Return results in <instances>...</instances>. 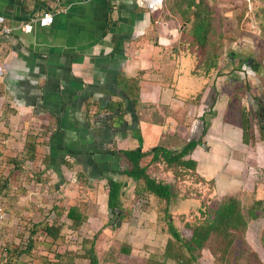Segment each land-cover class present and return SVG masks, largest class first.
Returning <instances> with one entry per match:
<instances>
[{"label": "crops", "instance_id": "1", "mask_svg": "<svg viewBox=\"0 0 264 264\" xmlns=\"http://www.w3.org/2000/svg\"><path fill=\"white\" fill-rule=\"evenodd\" d=\"M162 1V9L148 12L134 0H0V30H11L0 34V120L42 121L39 136L31 140L33 147L25 148V142L16 147L33 158L44 145L47 170H72L77 180L91 183L88 196L97 193L105 206V181L125 183L122 192L133 190V182L119 175L126 164L116 152L139 145L146 154L140 165L147 174L173 184L164 163L150 162V150L178 151L188 141L198 142L187 158L195 163V175L211 183L206 194L211 201L229 196L244 205L264 201V181L255 172L264 173V145L257 136L264 130V91L252 99L247 85L235 87L230 77L236 69L234 56L228 57V64L222 62L228 50L237 47L230 36L220 40L215 67L198 66L189 24L178 13L184 5ZM237 2L242 9L245 3L244 16L231 24L224 20L225 26L256 27L252 15L263 2ZM221 10L224 15L239 11ZM43 13L52 16L46 27L35 22ZM24 24H31L30 32L20 30ZM249 34L241 31L239 36L253 40ZM192 81H202L196 94L189 93ZM241 114L252 128L248 143L242 141ZM1 140V147L10 143L9 138ZM174 198L175 193L170 207ZM249 230L247 226L246 237ZM164 261L169 260L154 263Z\"/></svg>", "mask_w": 264, "mask_h": 264}, {"label": "rangeland", "instance_id": "2", "mask_svg": "<svg viewBox=\"0 0 264 264\" xmlns=\"http://www.w3.org/2000/svg\"><path fill=\"white\" fill-rule=\"evenodd\" d=\"M257 1L264 4V0ZM206 2L217 11L222 24L224 20L229 24L235 17L242 19L244 16L237 0ZM229 6H235L239 11L234 10L224 15L221 9H227ZM224 24L226 25L225 22ZM241 31L252 34L253 40L243 36L240 38ZM253 34H258L255 26H236L232 30L225 27L224 36L232 37L237 47L228 50L222 60L223 64H228V57L234 56L232 63L236 69L230 77L234 80L235 87L247 85L245 91L251 90L249 95L252 99L264 91V40ZM231 52L232 54H229ZM247 58L251 61L244 69L247 76L242 77L240 62ZM255 64L258 65L256 70L253 66ZM252 67L254 70H251ZM192 82L193 84L189 85V93L196 94L202 81ZM232 106L237 109L235 104ZM43 124L32 117L25 122L17 120L8 123L0 120V142L1 138H9L10 141L7 146L1 147L0 144V202L4 210V217L0 221V264H88L87 250L91 243L97 264H155L154 261L161 259L169 236L162 214L157 213L159 204L155 200L138 198L133 193L124 191L121 195L122 213L113 216L110 212L107 213V208L100 202L97 193L91 192L88 196L86 187L90 186V182L86 184L77 180L76 174L70 169L58 172L47 170L45 164L48 150L44 145L33 158H29L20 147H16L23 142L26 144L25 148L33 147L34 144L29 147L31 140L36 141ZM258 131L257 136L264 145V130ZM163 148L166 149V146ZM255 172L258 179L264 181V173L258 172L257 169ZM80 174L83 175L82 172ZM93 175L90 171L89 179H92ZM157 176L162 178L160 174ZM74 177L76 181L72 182ZM163 178L168 180L169 176L163 175ZM196 178L192 173H182L173 183L175 198L169 215L183 240L189 239L190 229L203 222L208 208L217 203L206 197L209 186L204 181L199 183ZM105 182L108 185L109 181ZM91 188L98 190V186ZM123 188L125 189V183ZM185 199L187 202H181ZM194 199L197 201H191ZM200 208L202 211H198ZM69 209L75 211L82 219L79 225L76 226L66 218ZM6 214H9L8 217ZM45 226L54 229L53 239L43 233ZM247 226L250 227L247 237L244 233L243 237L234 241L229 259L232 264H264V249L260 244L264 217L249 221ZM210 245L217 246L214 240L210 241ZM173 251L175 254L179 252L187 260L186 253L178 246ZM197 253L199 257L193 264H209L212 259L215 264H219L218 255L212 254L209 249L204 248ZM164 262L162 264H180L174 260ZM181 264H185V260Z\"/></svg>", "mask_w": 264, "mask_h": 264}, {"label": "trees", "instance_id": "3", "mask_svg": "<svg viewBox=\"0 0 264 264\" xmlns=\"http://www.w3.org/2000/svg\"><path fill=\"white\" fill-rule=\"evenodd\" d=\"M173 1L174 3L184 5V8L179 10L178 13L180 12L181 21L184 24H189L187 33L190 34L193 39L192 44L194 43L197 46L198 66L200 65L202 69L215 67L218 61V58L217 60L214 59L216 58L215 51H219L221 48L222 43L220 40L223 38L226 27L224 22L222 24L221 20L218 19L217 11L205 0ZM243 5V10L241 12L246 10L245 3H243ZM162 6L163 1L160 6L161 9ZM229 8L233 7L229 6ZM170 12L174 13L173 10H170ZM252 17L258 29V36L261 37L263 41L264 7L259 8L258 12H253ZM238 19H240V17H238ZM214 41H217V46ZM209 54H212L213 57H210ZM214 60L216 61L214 62ZM246 60L249 59L247 58ZM253 66L255 70L258 68L256 64ZM257 126L260 125L257 124ZM241 130L242 141L244 143H248L249 140H252V136H250V132L252 131L251 124L245 114H241ZM133 135L136 137L138 143H140L141 140L138 130H134ZM197 143V141H188L178 151H166L160 147H155L150 150L152 154L150 162L157 163L161 161L164 163L165 168L171 172L174 181L179 179L182 173H192L195 175V163L187 157ZM116 153L123 158L126 164L125 169L119 172V175L133 182V195L138 198L153 199L159 204L157 213L162 214L166 233L169 236V240L166 242L160 256L163 260H174L180 264L185 260V264H193L199 257L197 252L205 248L209 249L212 254L218 255V262L214 258L217 263L232 264L229 259V256H231L229 252L234 245V241L237 238L243 237L249 221L264 217V201H254L251 204L244 205L236 196L224 197L217 202L214 207L208 208L203 222L192 227L190 229L189 239L183 240L171 222V216L169 215L171 199L174 197L173 184H165L156 181L147 174V168L140 165L141 159L146 154L140 151L139 145L133 150ZM196 179L199 183H204L202 179L198 177ZM206 185L210 188L211 183L207 182ZM123 186V183L109 180L106 208L113 216H115L116 212L122 213L120 197L122 195ZM198 211H202V209L200 208ZM199 213L203 214L204 212ZM66 218L76 226L79 225L82 220L72 209L67 211ZM43 233L46 237L51 239L55 237V231L51 226H45L43 228ZM260 234V244L264 249V230H262ZM212 240L216 242V247L210 245V241L212 242ZM176 246L186 253L188 257L187 260L180 255L179 252L176 254L173 253ZM238 253L240 254V249ZM87 259L88 264H97V259L93 251V243L90 244L87 250Z\"/></svg>", "mask_w": 264, "mask_h": 264}, {"label": "built area", "instance_id": "4", "mask_svg": "<svg viewBox=\"0 0 264 264\" xmlns=\"http://www.w3.org/2000/svg\"><path fill=\"white\" fill-rule=\"evenodd\" d=\"M134 3L136 4V6L143 8L147 10L148 12H154L157 10V8L161 6V0H134ZM3 21H4L3 17L0 16V25L3 23ZM35 22L40 27H46L51 24L52 16L50 13H43L41 16L37 18V20H35ZM20 30L22 32H30L31 24H24L20 28ZM10 32L11 30L9 28L4 27V26L1 27V30H0L1 35H8ZM245 66L246 65L242 64V66L240 67V75L243 74L241 75L242 77L247 76V73L244 71ZM2 72H3V69H2V66L0 65V76H2ZM3 217H4V210L0 202V221L3 219Z\"/></svg>", "mask_w": 264, "mask_h": 264}, {"label": "water", "instance_id": "5", "mask_svg": "<svg viewBox=\"0 0 264 264\" xmlns=\"http://www.w3.org/2000/svg\"><path fill=\"white\" fill-rule=\"evenodd\" d=\"M251 60L246 61V63L248 64ZM252 70H254V67H252ZM110 212V211H109ZM119 212H116L115 215L118 216ZM110 216V215H109Z\"/></svg>", "mask_w": 264, "mask_h": 264}, {"label": "flooded vegetation", "instance_id": "6", "mask_svg": "<svg viewBox=\"0 0 264 264\" xmlns=\"http://www.w3.org/2000/svg\"><path fill=\"white\" fill-rule=\"evenodd\" d=\"M249 60H250V59H249ZM246 61H248V60H246ZM246 61H244L242 64L247 65ZM242 64H241V65H242Z\"/></svg>", "mask_w": 264, "mask_h": 264}]
</instances>
